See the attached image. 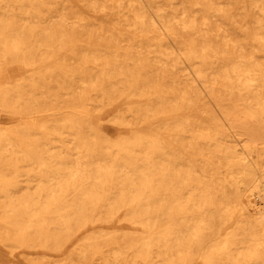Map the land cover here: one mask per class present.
Returning <instances> with one entry per match:
<instances>
[{
    "label": "bare ground",
    "instance_id": "bare-ground-1",
    "mask_svg": "<svg viewBox=\"0 0 264 264\" xmlns=\"http://www.w3.org/2000/svg\"><path fill=\"white\" fill-rule=\"evenodd\" d=\"M75 1L0 0L3 239L264 264V0Z\"/></svg>",
    "mask_w": 264,
    "mask_h": 264
},
{
    "label": "rangeland",
    "instance_id": "rangeland-1",
    "mask_svg": "<svg viewBox=\"0 0 264 264\" xmlns=\"http://www.w3.org/2000/svg\"><path fill=\"white\" fill-rule=\"evenodd\" d=\"M73 5L76 10L84 18H90L98 22H108L109 19L103 16L101 13L91 15L81 4L73 1ZM77 5V6H76ZM14 76L13 73H10ZM11 176V175H9ZM33 183L25 184L24 182L19 183V187L15 190V195H20L25 192H33ZM30 188L28 191L25 189ZM1 215V212H0ZM124 221L120 220L115 223L101 222L95 223L94 228L87 231L86 233L78 236L70 237L68 241L61 244L56 250L49 248H28L18 247L15 244L5 241L3 238L4 231H0V264H105V260L109 261L110 264H133L130 254L125 255L119 260H113L112 252L114 251L115 244L112 243L113 239L132 237L139 233H133L130 229L124 228ZM141 231V230H140ZM88 235H97L99 240L109 239L108 243L101 245V253L99 256L85 254L84 256L78 255V253L86 250V242L84 238ZM119 243V241L117 242ZM141 264V263H135Z\"/></svg>",
    "mask_w": 264,
    "mask_h": 264
}]
</instances>
